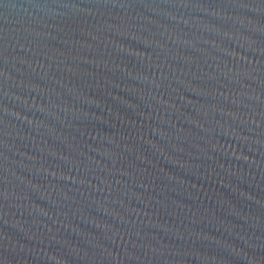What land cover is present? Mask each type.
Segmentation results:
<instances>
[{
	"label": "water",
	"instance_id": "95a60500",
	"mask_svg": "<svg viewBox=\"0 0 264 264\" xmlns=\"http://www.w3.org/2000/svg\"><path fill=\"white\" fill-rule=\"evenodd\" d=\"M0 264H264V0H0Z\"/></svg>",
	"mask_w": 264,
	"mask_h": 264
}]
</instances>
